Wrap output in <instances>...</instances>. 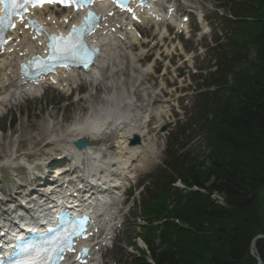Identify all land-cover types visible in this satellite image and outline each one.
Returning a JSON list of instances; mask_svg holds the SVG:
<instances>
[{
	"label": "trees",
	"instance_id": "trees-1",
	"mask_svg": "<svg viewBox=\"0 0 264 264\" xmlns=\"http://www.w3.org/2000/svg\"><path fill=\"white\" fill-rule=\"evenodd\" d=\"M217 2L232 18L190 118L203 151L168 149V172L141 202L152 264H255L250 244L264 234V0ZM255 251L264 264V239ZM126 264L150 263L141 251Z\"/></svg>",
	"mask_w": 264,
	"mask_h": 264
},
{
	"label": "rangeland",
	"instance_id": "rangeland-1",
	"mask_svg": "<svg viewBox=\"0 0 264 264\" xmlns=\"http://www.w3.org/2000/svg\"><path fill=\"white\" fill-rule=\"evenodd\" d=\"M176 5L178 11H184V14L189 16L188 29H191L189 38L180 36L178 40L175 38L176 41L172 45L168 41L161 47H153L149 52L150 63L147 58L140 62V65L139 59L130 64L128 57H121L117 64H121L123 71L120 75L119 72L116 74L115 85L110 83L108 86L111 89L117 87L112 89V93L116 92L117 96L124 92L128 97H133L132 101L141 116L150 112L149 118L147 117L145 121L147 125L150 120L151 125L147 126V130L152 131L148 134L145 132L140 138L141 145L151 148L149 153L140 154L131 160L128 169L130 177L133 178L123 181L121 192L130 187V193L133 192L132 198L119 205L120 227L113 245L98 254L100 264H125L126 259H131L130 255L137 254V248L143 249V245L135 239L137 227L141 223L140 219H136L140 213V192L143 188L144 191L146 187L150 188L152 180L149 177L159 168H164L162 163L166 145L168 144L172 150L177 149L175 141L169 143L167 136L174 132L177 124L187 129L184 124L186 115L189 116L191 112L195 94L200 89L207 67L213 63L211 49L214 40L221 39L222 26L220 20L213 15L215 11L213 0H177ZM189 11L193 14L190 15ZM154 31L155 29H140L139 32L150 40L148 37L155 34ZM152 46L153 43L149 47ZM144 52L145 50L137 49L131 54L138 58ZM143 69H147L145 74L140 72ZM99 88L97 85L92 87L84 85L79 95H71L69 98L52 90L45 92L42 90L39 97L27 102H24L22 97L19 98L18 106H12L5 115L0 114V166L9 154L13 153L17 159L15 162L21 160L28 163L47 158L49 153L55 154L56 147L48 143L47 129H54L56 133L58 129L68 127L75 118L81 119L90 109H95L103 102V94ZM78 98L80 100L76 101ZM138 118L142 122V119ZM28 121L33 127H27ZM164 126L167 127L166 130L160 132ZM194 134L195 131L186 130L184 133L186 139L178 138L181 143L187 140L188 145L184 150L191 157L199 155L202 151L201 137ZM39 138L41 141L35 145ZM42 150H45L46 154H43ZM16 165L18 163L12 167ZM12 167L0 169V188L4 191H9L8 189L15 184L13 180L24 182V176L19 178L22 176V168ZM262 194L264 197V189Z\"/></svg>",
	"mask_w": 264,
	"mask_h": 264
},
{
	"label": "bare ground",
	"instance_id": "bare-ground-1",
	"mask_svg": "<svg viewBox=\"0 0 264 264\" xmlns=\"http://www.w3.org/2000/svg\"><path fill=\"white\" fill-rule=\"evenodd\" d=\"M151 4L152 2H150V6ZM46 9L47 8L44 7L41 10H37L35 13L43 20L49 19L45 22L51 29L61 30L65 25H68L71 20L68 15H64L63 18H58L55 12ZM132 9L134 10V15L139 20H142V22L153 20L148 14L149 8L147 9L148 13L133 5ZM155 13L162 22L164 18L161 10H156ZM115 18H117V20L115 23L111 24ZM131 21L132 20L129 18L124 19L116 14L111 17L105 16L102 30L103 35L97 40V42L103 44L102 57L96 62L97 65L94 66V68H89L86 72H83L81 76H79L74 69L58 68L51 73V75L41 78V81L37 83V85H22L18 78L17 64L15 63V67H13L12 63L23 54L37 49L38 47H36V45L38 43L37 41H39L38 39L33 41L31 38L32 36H28L24 30H17L12 33L11 46L5 48L2 54L3 56L0 57V109L13 105L15 98L18 94L21 95V93L26 95L24 102L31 100V98L28 97L30 91L43 87H48V89L50 88L51 90L55 88L60 89L61 92L64 93L66 90L72 89V87L81 80L90 81L91 84H98L100 86V90L103 93L102 103L97 105L95 109H90L83 118H75L68 127L58 129L56 133H54V129H47V132L49 136L48 143L56 147V152H58V154L60 153L67 157L71 156L74 161L79 163L85 174L98 176L103 180L108 177V169L110 167L118 165L119 169L123 171L128 168V164L133 158L138 157L140 154H147L149 150L140 144L131 145L129 142L133 136H137L140 139L145 132L147 134L151 132V129L147 130V126H150L151 123L148 122L146 125V122L139 121L138 117H140V111L136 109L132 99L128 97L126 93L123 92L120 96H117L116 92L112 93V89H116L117 87L114 86L112 89L109 88L105 80H113V70L111 69L110 75L107 77L106 74L101 75L99 78L95 75L99 64L102 66L105 62H110L111 59L115 57V51H121L118 50L119 47L116 46L119 45L117 44L119 40L116 35L120 32L118 29H115L114 33L110 32L109 29L111 27H115L118 24L121 26H130L129 30L122 29V31L126 32L128 35L125 41L131 42V47L142 45V42H139L136 38V27ZM107 24H109V26ZM131 26H133L134 29H132ZM123 32L120 33L122 36L125 34ZM119 46H122V44ZM123 54L124 53H122V55ZM27 127L31 128L33 125L28 121ZM31 138L30 136V139ZM79 138H85L90 143V145L82 151H78L73 147V141ZM40 141V138L37 139L35 145ZM42 153L46 154L45 150H42ZM58 154L49 153L48 155L52 156ZM12 156V154H9L6 161H11ZM108 201L110 202V200ZM111 210L110 204L102 205L101 212L98 214L97 224L103 232L100 233L98 238L102 236L106 237L107 235H111V238L113 237L112 223L115 219L111 218L109 222ZM96 245L95 243L94 246ZM70 259L71 258H69V260Z\"/></svg>",
	"mask_w": 264,
	"mask_h": 264
},
{
	"label": "snow or ice",
	"instance_id": "snow-or-ice-1",
	"mask_svg": "<svg viewBox=\"0 0 264 264\" xmlns=\"http://www.w3.org/2000/svg\"><path fill=\"white\" fill-rule=\"evenodd\" d=\"M47 2H61L67 4L68 0H0V5H3V8H0V13H6L5 15H0V26L7 28L9 26L14 27V24L11 23L12 16L15 14L16 10L25 9L26 6L30 5L32 7L38 6V3ZM73 2H77V0H73ZM93 0H79L80 6H84L87 4H91ZM115 2V0H113ZM95 19V17H91ZM89 18L86 17L85 21L83 22L82 27L77 30L74 26L73 31L69 34V37H53L52 40L54 43L50 45L52 48L51 56L53 59L57 60L58 62L70 61V60H79L84 66H87L89 63L88 57L84 56V45L81 42V36L85 31V28L88 27ZM62 41L63 46L55 41ZM37 70L41 72L50 71V67L43 62L37 63ZM79 232H75L72 230H66L65 233L61 236H57L55 238H45L40 246H36L33 244H25L20 248L22 252H28L30 249L35 253V256L31 260H23V261H16L15 264H35V259L39 257L43 260L44 264H47L48 260H52L53 257L52 253H62L64 251V247L71 246V240L69 237L71 235H79ZM60 241L64 242V246L60 245ZM47 245L48 247H46ZM48 253L45 257H40V253ZM62 259V256H59Z\"/></svg>",
	"mask_w": 264,
	"mask_h": 264
},
{
	"label": "water",
	"instance_id": "water-1",
	"mask_svg": "<svg viewBox=\"0 0 264 264\" xmlns=\"http://www.w3.org/2000/svg\"><path fill=\"white\" fill-rule=\"evenodd\" d=\"M133 142H137V138L134 139ZM88 145V142L86 140H78L77 142L74 143V146L77 149H82ZM264 235H258L254 238V240L251 243V248L254 249V242L260 239H263ZM256 264H261V260L259 257L256 258Z\"/></svg>",
	"mask_w": 264,
	"mask_h": 264
}]
</instances>
